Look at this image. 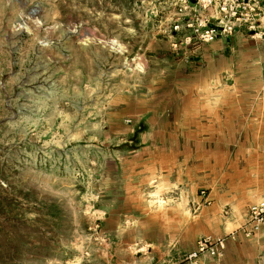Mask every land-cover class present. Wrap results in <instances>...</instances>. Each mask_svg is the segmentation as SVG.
Here are the masks:
<instances>
[{
	"label": "rangeland",
	"instance_id": "obj_1",
	"mask_svg": "<svg viewBox=\"0 0 264 264\" xmlns=\"http://www.w3.org/2000/svg\"><path fill=\"white\" fill-rule=\"evenodd\" d=\"M152 1L0 0V264L95 262L106 241L97 192L114 164L159 139L140 102L163 93L170 111L191 94L185 74L166 70L195 49L173 48V10ZM140 47L167 64L151 54L145 64ZM160 75L168 89L153 88ZM207 190L197 188L195 209L212 203ZM260 201L232 203L247 220Z\"/></svg>",
	"mask_w": 264,
	"mask_h": 264
},
{
	"label": "crops",
	"instance_id": "obj_2",
	"mask_svg": "<svg viewBox=\"0 0 264 264\" xmlns=\"http://www.w3.org/2000/svg\"><path fill=\"white\" fill-rule=\"evenodd\" d=\"M172 2L152 1L154 9L174 10ZM140 50L145 64L147 54L167 64L156 49ZM186 55L188 65L172 58L166 71L185 74L189 83L181 86L191 94L177 96L170 111L162 109L163 93L140 102L139 118L155 122L159 139L114 164L116 176H106L97 192L106 241L93 264H183L204 236L223 248L219 257L201 254L197 264H264V234L247 238L246 215L232 203L264 200V19L259 35L243 30ZM161 75L154 89H168ZM195 137L201 152L205 146L196 161ZM208 174L213 179L204 181ZM200 185L212 203L195 209Z\"/></svg>",
	"mask_w": 264,
	"mask_h": 264
},
{
	"label": "built area",
	"instance_id": "obj_3",
	"mask_svg": "<svg viewBox=\"0 0 264 264\" xmlns=\"http://www.w3.org/2000/svg\"><path fill=\"white\" fill-rule=\"evenodd\" d=\"M168 37L174 49L198 47L217 40L231 38L245 30L251 36L259 35L264 19V0H173ZM250 238L264 234V201L249 208L248 217L241 227ZM222 240L205 238L196 243L195 249L187 254L183 264H197L205 252L219 257Z\"/></svg>",
	"mask_w": 264,
	"mask_h": 264
}]
</instances>
